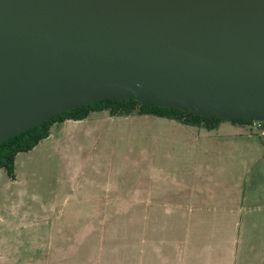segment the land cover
I'll return each instance as SVG.
<instances>
[{"label":"rangeland","instance_id":"rangeland-1","mask_svg":"<svg viewBox=\"0 0 264 264\" xmlns=\"http://www.w3.org/2000/svg\"><path fill=\"white\" fill-rule=\"evenodd\" d=\"M15 167V179L0 171V264H152L153 239H184L168 209L190 192L209 206L205 232L233 219L220 207L264 205V137L232 123L208 131L98 112L55 125ZM228 243L242 264L238 235Z\"/></svg>","mask_w":264,"mask_h":264},{"label":"water","instance_id":"water-1","mask_svg":"<svg viewBox=\"0 0 264 264\" xmlns=\"http://www.w3.org/2000/svg\"><path fill=\"white\" fill-rule=\"evenodd\" d=\"M133 97L264 121V0H0V145Z\"/></svg>","mask_w":264,"mask_h":264},{"label":"crops","instance_id":"crops-1","mask_svg":"<svg viewBox=\"0 0 264 264\" xmlns=\"http://www.w3.org/2000/svg\"><path fill=\"white\" fill-rule=\"evenodd\" d=\"M75 122L80 121H66L63 125ZM225 123L230 125L229 122H224L218 129H220ZM194 195L200 196L199 193L196 194L190 192L183 203H176L169 207L168 210L171 211L169 217H176L177 219L171 220L170 224L174 226L181 221V223L186 225L185 228L187 229V233L185 234L184 239H180L181 233H179V238H176V235L173 234L174 232L170 234L167 242L160 239H153L151 241L152 252H150L152 264H222V257L224 264H232L231 259L233 258L232 256L234 253L233 250H228V241H233L237 235L239 243L238 253L241 256V260H243L242 264H263V203L257 204L254 202H248L245 197L244 206H240L238 203V205L236 207L233 206L232 209H228L229 207L226 209L220 207V209L223 210V213L230 211V213L232 212L235 215L233 216V219L232 217L230 219V216H225L226 214L219 216L220 220L217 224L224 226V229H220L218 234V232L214 230H212V232H205L204 227L208 225L210 219L204 214L205 211L210 212V209L206 208L209 206H205V203H194ZM178 212L180 214H178ZM226 217L230 219V221ZM231 223L234 227V232L232 233L233 238L230 232L224 231L225 227L229 226ZM193 227H195V229H192ZM226 261L228 263H226Z\"/></svg>","mask_w":264,"mask_h":264},{"label":"trees","instance_id":"trees-1","mask_svg":"<svg viewBox=\"0 0 264 264\" xmlns=\"http://www.w3.org/2000/svg\"><path fill=\"white\" fill-rule=\"evenodd\" d=\"M98 112H107L111 117L155 116L208 131L218 129L224 122L241 126H250L252 123V121L246 120H223L207 117L192 111H183L168 106L143 104L135 97L125 100L106 99L63 112L1 144L0 171L5 170L11 179H15V165L18 154L30 152L42 141L48 139L52 133L53 126L63 124L66 121H83Z\"/></svg>","mask_w":264,"mask_h":264},{"label":"built area","instance_id":"built-area-1","mask_svg":"<svg viewBox=\"0 0 264 264\" xmlns=\"http://www.w3.org/2000/svg\"><path fill=\"white\" fill-rule=\"evenodd\" d=\"M255 133H259L264 137V121L253 120L249 126Z\"/></svg>","mask_w":264,"mask_h":264}]
</instances>
